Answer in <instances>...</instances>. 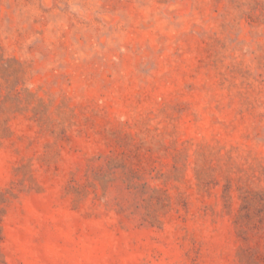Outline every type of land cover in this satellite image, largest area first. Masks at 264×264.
<instances>
[{
	"label": "rangeland",
	"instance_id": "rangeland-1",
	"mask_svg": "<svg viewBox=\"0 0 264 264\" xmlns=\"http://www.w3.org/2000/svg\"><path fill=\"white\" fill-rule=\"evenodd\" d=\"M0 264H264V0H0Z\"/></svg>",
	"mask_w": 264,
	"mask_h": 264
}]
</instances>
